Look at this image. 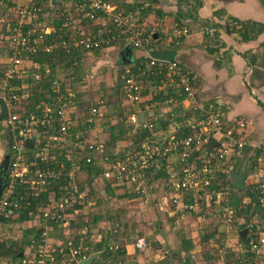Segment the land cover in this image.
<instances>
[{
	"label": "built area",
	"instance_id": "obj_1",
	"mask_svg": "<svg viewBox=\"0 0 264 264\" xmlns=\"http://www.w3.org/2000/svg\"><path fill=\"white\" fill-rule=\"evenodd\" d=\"M45 1L25 0L16 10L15 18L8 27L5 38L9 47L8 61L4 64L0 76V99H3L8 107V118L0 119V122L4 123L5 132L10 137L9 142H6V147H9L6 148V155H9L8 179L0 195V226L3 225V220L14 219L17 210L29 207L31 199H40L42 195L48 194V205L42 206L39 213L29 221H35L34 226L37 228L40 226L39 230L44 231V245L39 248L31 264H80L90 256L88 249L72 248L67 254L65 247L57 250L49 249L46 245L50 231L58 229L64 231L69 228L70 222L75 220L74 205L77 204L78 199L83 200L77 185L72 182L74 173L80 171L82 160L76 155L64 152V158L70 164V168L67 169L64 161L58 162L57 156L50 154L52 143L59 150L69 149L71 144L77 146L80 152L75 153L78 156H85L86 164L99 161L102 165L100 174L102 179L119 181L126 177L128 181L136 184L143 199L147 198L149 189L152 188L147 172L155 162H158L159 166L160 162L165 161L167 177L160 184L166 191L163 201L164 211L170 212L174 208L194 211L199 201L204 200L208 208L214 205L222 210L227 223H231L236 217V211L228 205L234 190L230 175L234 173V167L242 158L244 151L249 149L250 153H253L248 156L252 164L253 181L250 183L246 179L245 190L256 195L258 204L264 208V159L261 157L264 154V138L258 143L249 141L250 120L246 117H237L229 122L215 107L205 108L195 105L193 110L199 111L201 117L185 126L179 123L181 130L186 128V133L163 136L158 134L154 115L145 116L143 122L139 121V116L134 115L131 118L135 124L134 132L146 133L140 143V150L133 149L125 159L112 162L110 156L105 153L104 143L87 142L85 146L80 131L74 133V142L69 140V134L75 128L71 117L74 95L69 88L62 92L59 81L53 83L52 97L38 103L34 113L24 114L21 108L28 101L30 94L27 91L19 94L25 88L24 84L17 86L12 82L24 81L27 77L41 79V75L29 73V66L26 63L39 51L51 53L57 47L71 46L74 49L90 52L110 41H122L135 49L144 50L152 40V34L149 32L147 35L148 31L139 17L142 11L149 8L146 2L128 1V4H138L139 10L127 12L119 8L118 4L107 0H77L72 15L73 13L78 15L79 24L71 21L69 25L80 26L83 20H88L94 26L102 25L106 28L105 21H110L118 29L119 35L109 37L111 31L105 36L94 33L93 26L91 28L81 26L77 31L73 30L74 37L70 42L62 37L58 40L53 37L51 43H46L47 37H52L56 30L46 21ZM4 22L2 20V24ZM205 31L214 33L216 30L213 27H206ZM188 34L187 28H177L175 31L177 38ZM153 76L160 79L159 90L176 92L180 98H183L170 97L162 102L164 106L174 109L183 105L184 101L193 100L195 88L191 72L177 61L149 56L138 68L137 74L133 75L130 69H126L122 76L123 91L132 103L138 104L143 100L147 85L141 80ZM153 94L158 95L156 92ZM1 114L0 107V117ZM90 116L92 118L101 116V112L98 108H92ZM173 118L174 114L169 113L165 121L174 124ZM92 122L93 119L87 121L89 128ZM57 125V134L49 135L48 142L44 144L41 131L51 130ZM211 138L217 141V146L213 149L208 147ZM29 143H32L31 148L27 146ZM62 178H66L68 184H57ZM213 184L216 188L211 190ZM18 186L23 187V193L16 192ZM54 190L63 193L59 202L53 201ZM189 194L192 195V204L186 202ZM71 209L72 213L69 212ZM258 224L247 226L248 234L245 238L247 242L242 246L244 252L254 257L250 264H264V231Z\"/></svg>",
	"mask_w": 264,
	"mask_h": 264
},
{
	"label": "crops",
	"instance_id": "obj_2",
	"mask_svg": "<svg viewBox=\"0 0 264 264\" xmlns=\"http://www.w3.org/2000/svg\"><path fill=\"white\" fill-rule=\"evenodd\" d=\"M46 1V21L53 28H55L52 25L53 13L61 12L64 8L70 10L76 6L77 2V0H60L59 4L53 5L52 0ZM107 1L120 6L118 0ZM128 1L130 0H127V4ZM137 1L135 0V2ZM24 2L25 0H0V23L2 20L5 21L1 24L2 33L0 32V35L6 36L8 27L13 23L12 21L8 27L5 26L8 23L6 17L11 14L15 16L16 10ZM140 2H146L149 4V9H152V12L146 16L144 14L139 16L146 30L152 34L149 46L144 50H138L130 44L119 41L100 50L99 53L94 50L101 47L85 52L89 59L95 63L93 70H95L97 79L103 78L108 87L114 88L113 81L115 78L117 79L122 70H133L136 68V64L139 66L140 63H144V60L149 56L167 61H177L192 74L195 88L193 100L184 101L180 107L170 109V106H164L159 101L164 98H160L161 93H164L165 96L169 93L177 99L183 98H180L176 92L159 90V77L144 78L141 81L147 87L144 89L143 100L138 104H133L135 113L131 118L134 115L140 116L141 113H145L146 117L154 115L159 135L183 134L184 131L179 127V123L185 126L201 117L199 111L198 113L193 110L195 105L205 108L213 106L220 110L226 121L231 122L237 117L248 118L250 120L249 141L252 143L261 141L264 138V0H156V2H152L153 4L149 0H140ZM71 21L78 22L75 13L72 15V20H68L65 24V28L68 30L77 31V27H83V24L78 25L79 22L77 25H69ZM105 22H107L106 28H108V21ZM91 26L87 25L88 28ZM100 27L93 32L104 33L106 29L102 25ZM206 27H213L216 31L207 33ZM177 28H187L189 34L177 38L175 35ZM55 30L57 31L56 28ZM109 31L112 32V30L107 32ZM71 32L73 33V31ZM0 44L4 46V43ZM74 52L76 50H72L71 53ZM7 61L8 52L0 57L1 69H4V64ZM29 66H34L35 72L42 68L37 63L34 65L29 63ZM44 68L46 71L49 70L47 65ZM60 69H58L59 73L62 71ZM33 70L29 73H32ZM154 78L155 80H153ZM24 87H26L25 84ZM109 91H113L114 94L113 89ZM154 92L158 95L154 96ZM113 99L115 101L113 105H115L116 95ZM99 110L102 116L103 109L99 108ZM169 113L174 114V124L165 121V117ZM176 117L179 118L178 121L175 120ZM164 123L169 124L168 129L163 127ZM94 126H90L89 132L94 135L103 132L104 128L99 130L97 128L99 125H96V128L93 129ZM96 137L97 135L91 139L96 140ZM249 151V149L244 151L242 158L234 167L236 170L234 173L246 172L248 180L253 175L252 164L248 158L251 155ZM95 182L97 190L99 186L101 191L102 189L111 191V195L105 200L97 199V197L94 200V198L88 199L89 193L82 192V207L76 210L75 220L72 221L76 222L77 227L71 229L73 224L70 222L69 228L64 231L60 229L50 231L46 241L49 249L68 248L73 243L78 241L84 243L86 239H89L90 256L97 255L92 264H111V260L106 259L102 254L107 246L116 251L117 246L113 247V243L124 246L125 255L118 264H181V259L186 256L191 257V264L216 263V259H211L215 255L212 252L209 253V249L203 248L208 244L202 242V237L207 235V232L204 231L205 225L209 222L205 214L186 215V211L175 208L171 212L162 211L157 206L164 197H156L149 201L143 200V197L140 196L141 198L138 200L137 193H126L124 189H120L121 185H128L129 182L119 186L115 180L107 181L100 176L95 178ZM162 183L163 178L161 177L156 182L154 181L149 193H155V189ZM115 193L118 194L117 197H115ZM186 202L193 203L192 200L191 202L186 200ZM89 206L94 207L90 208ZM195 208L203 211L201 206ZM90 212H95L92 215V221L98 218L102 219L101 222L87 223L90 219L87 217ZM82 220H86L87 224H84ZM181 220L185 221L186 225L180 226ZM192 222L197 225H193ZM31 224L34 225L35 221L24 222L22 225L31 228ZM199 224H203V226ZM8 226L14 231L9 228L4 229L7 226L3 227L0 239L2 241L13 240L23 247L17 259H7L5 264H14L15 262H17L16 264L20 262L21 264H31L36 258V251L30 244L33 238L24 239V234H20L23 232L20 231L21 225H19L20 227ZM188 241L195 244V247L191 252L186 253L183 249L188 247ZM212 241L214 242V240L210 242ZM220 258L222 257L220 256Z\"/></svg>",
	"mask_w": 264,
	"mask_h": 264
},
{
	"label": "trees",
	"instance_id": "obj_3",
	"mask_svg": "<svg viewBox=\"0 0 264 264\" xmlns=\"http://www.w3.org/2000/svg\"><path fill=\"white\" fill-rule=\"evenodd\" d=\"M118 1H119L118 3L120 4L119 8H121V9L125 8L126 9L125 11H127V12L139 10V5L136 4V3L127 4L126 3L127 0H118ZM149 1L151 2V4H153L152 2H156V0H149ZM45 2H47V1H45ZM70 10H68V8L67 9L64 8L60 12V15L56 14V17L53 19L52 25L55 26L57 31L52 37L51 36L47 37L46 43H51V39L53 37L58 40L60 38V36H62V38L65 41L70 42L68 34H71L72 30H68V29L65 28V24L68 22V20H70L72 18V12H73L74 8H72ZM150 12H152V9L148 8V9L142 11L140 13V15L143 16V14H144V16H146ZM215 14H217V13H215ZM81 24H83L82 28H86L87 25H92L93 26L92 27L93 30H98V29L101 28L100 25H95L94 26L88 20H83ZM79 28H81V27H77L76 29H79ZM104 29H106V30L104 31V33L102 32L101 34H103L105 36L108 35L107 34L108 30H112V34L108 35L109 37L118 35V33H119L118 29L113 24H111L110 21H108V28H104ZM99 32H101V31H99ZM148 33H149V31L147 32V35H148ZM113 44H114V41H110L108 44H106V45L102 46L101 48L96 49L94 51L99 53V52H101L100 50H104V49L112 46ZM72 50H76V52L71 53ZM82 54H85V51L74 49L73 47L69 46L67 48L57 47V48L53 49V51L51 53H44L42 51H39L34 56L30 57V59L26 62L28 66H29V63H31L32 65L37 63L40 66H42V68L40 70H38L37 72H35V70H33L34 66L33 67L29 66V70L30 71L33 70L32 74L33 75L34 74L41 75V79L40 80H35L34 77H27V78L24 79V81H19V82L13 81L12 82L13 85H17V86H22L23 84L26 85V87L23 89V91H20V92L18 91L19 94H22L24 91H27L30 94L29 98H28V101H26L24 103V105H22V108H21L22 112L24 114L34 113L36 111V106L38 105V103H40L42 100H47L50 97H52L54 95V94H52L53 93V83H54V81H59L61 83L62 92L66 88H69V90L72 92V89H73V76H72V74L68 75L69 77H67V79L64 80L60 76H58L59 75V70L58 69H60V68H61L60 70L70 69L72 66L78 65L81 62V60H82ZM142 64L140 63L139 66H138V64H136V68L137 69L134 68L133 70H131V73L133 75L137 74L138 73L137 70H138L139 67L142 66ZM46 65L49 67L48 71H46V68H44V66H46ZM2 70L3 69H1V73H2ZM124 73H125V71L122 70L120 75H119L120 88L121 87L124 88V80L122 78ZM0 76H1V74H0ZM29 78H32V79H29ZM153 80H155V78ZM161 95L162 96H160V98L161 97H164V98L160 99L159 100L160 102H163L164 100L172 97V95H170L169 93L166 96L164 95V93L163 94L161 93ZM31 99H32V102H34V101L35 102L31 103ZM133 113H135V111ZM133 113H131V115L129 114L128 120L131 119V116L133 115ZM120 115L123 118L120 119V123H118L117 125L112 127V131L113 132L110 133L109 142H105L104 143V145H105V153L110 156V159H111L112 162H116V161H120V160L125 159L126 155L130 151H132V150H130V147L126 146L123 151H120L117 154L115 153L116 144L121 142V141L123 142L124 140H126V137L130 134V132H132V130L133 131L135 130L134 129L135 128V124L131 120H129L130 126H128L125 123V121H127L126 114L120 113ZM176 119H177V117L175 118V120ZM178 120H179V118L177 119V121ZM168 125L169 124L164 123L163 127L168 129ZM57 128H58V125H57V127L54 126V128L51 129V130L49 129L50 131L46 130V129L41 131V136H43L42 140H43L44 144L46 142H48L47 138L49 137V135H51V134L56 135L57 134V130H58ZM81 130L84 131L83 132V136H82V142H83V145L86 146V144L88 142V140H87L88 138L84 135V133L86 131L84 129H81ZM185 130L183 129L184 133L187 132ZM79 131H80V129H79V125H78L69 134V136H70L69 140L74 142L73 135H74L75 132H79ZM0 132H4L3 135H4V138L6 139L5 141L9 142V138L10 137L5 132V128H4V123L3 122H0ZM136 134H138V136H139L138 139L136 140V142H140L141 143L142 140L144 139V137L146 136V133L136 131ZM42 146H44V145H42ZM139 148H140V144L135 149L136 150H140ZM65 150L71 152V154L76 155L79 159L82 160L80 162V170H82L83 174H86L87 177H89V179H90L89 182H92L93 178H96V177L100 176V174L102 172V165L99 163L98 160H95V162H93L92 164H86L85 156H83V157H82V155L78 156L75 152H73V151H71V150H69L67 148L64 149V152H65ZM50 154H55L57 156L58 162L64 161V163L66 165V168L67 169L70 168V164L65 160V158H64L65 156L63 155V153L57 147L51 149ZM154 164H153L151 169L146 174L151 185H153L154 181L156 182L160 177L163 178V179H166V177H167L165 161L160 162L159 166H158V162H155ZM1 165L2 164H0V168H1ZM234 171L236 172V170H233V172ZM7 173H9V168L7 169ZM241 174H243L246 177V179L248 178V174L246 172H242ZM60 181H61L60 184H63V185L68 184V180L66 178H62ZM126 181H128V179L126 177H123L119 181H115V183H121V182L124 183ZM231 184H232V182H231ZM213 185L214 186H212L211 190L213 188H216L215 184H213ZM54 187H56L55 184H54ZM232 187H233V184H232ZM233 189H234V187H233ZM16 192H18L19 194L23 193L24 192L23 187L18 186ZM54 192H55V195H54L53 201L54 202H59V200L63 197V193L58 191V190H54ZM79 192L81 194H82V192H84L83 187H81ZM233 193H234V195L232 196V198L229 201L228 205L231 208H233L236 211V213H238L237 215H239V219L243 218V217H245L247 219H251V218H254L255 216H258L259 220H263L264 221V213H263V211H260V209L259 210L258 209L251 210V207L256 208L257 207L256 205L258 204L257 199L255 198V196L253 194L247 193L246 198H248L251 202H250V204L248 206L247 205L243 206V207L246 208V209L243 210V208L241 207V205L243 204L242 198L239 197L234 190H233ZM137 195L139 196V194H137ZM186 200H190V202L192 200V202H193L192 195L191 194L187 195ZM30 201H31V205L29 207L21 209V210H17L15 212V216L16 217L14 219L3 220V224H8L10 222L23 224L24 222H29L30 220H32V217H34L35 214L39 213V209L42 206L48 205V202H49L48 201V194L42 195L40 199L33 198ZM199 202L200 203L198 204V206H201V208L203 210L202 212H205L206 211L205 209H207L206 202L204 200H200ZM81 203H82V200L78 199L77 204L75 205V209L76 210L78 208L82 207ZM240 208H242V209H240ZM248 209H250V210H248ZM69 212L72 213L73 210L71 209V210H69ZM185 214L186 215H189V214H192V215L194 214L195 215L196 213L194 211H188V212L186 211ZM248 214L250 216H248ZM101 220L102 219H98L97 218V219H95L92 222L94 224H97V223L101 222ZM207 220L209 222L207 223V225L204 228L205 229L204 231L207 232V235L202 237V242L203 243H209L211 240H214V242L219 243V239L217 240V236L218 235H216L217 233H216V229H215V228L218 227L219 224H217V221L213 217L208 216V215H207ZM87 223H84V224H87ZM76 225L73 224L71 228H76L77 227ZM259 225L262 226L261 230L264 231V225H262L261 223H259L258 226ZM246 227H247L246 225L240 226L239 227L240 231L246 229ZM43 234H44V231L39 230L35 226H31V228H29V230L25 231V239L27 237L33 238L31 240L30 244L34 248V250L36 251V256H37L39 248L44 245ZM88 241H90V240L86 239L84 243H82L80 241H78L77 243H73L71 246H69L65 250V253L68 254L70 252V249L73 248V249H80V250H84V249L87 250L88 249L87 252H88V254H90L91 251L89 249L91 248L90 247L91 244ZM246 242H247V240H244L245 244H246ZM224 244L225 243L223 241V242H221V245H220V247H222L223 250H225L224 249ZM114 246L115 247L117 246L116 251L114 249H111L110 246H107V248H105L102 256L105 257L108 260H111L110 261V262H112L111 264H118V262H120L122 257L125 255L124 246H120V245L118 246V245L113 243V247ZM22 247H23L22 245L16 243L13 240L2 241L0 239V260H2V261L5 260L4 262H6L7 259H11V260L17 259L19 257L18 255L22 251ZM194 247H195V244H193L192 242L188 241V247L187 246L184 247L183 250L186 253H189V252H191V250ZM110 249L114 250V251H111ZM92 252H95V251L92 250ZM233 252L232 251L230 252L229 249L226 250V254H228V256L226 258H224V264H230L228 258L236 255ZM242 255H239V257L236 258V264H241V260H243V259H244L245 264H250V262L253 261L254 257L251 254H249L247 252H244L242 250ZM211 259H213V260L216 259V263L215 264H218L219 259H217V257H213L212 256ZM181 260H182L181 264H191V262H192V259H191L190 256H186V257L182 258ZM238 260H240V261H238ZM16 261H22V260H16ZM19 264H21V262Z\"/></svg>",
	"mask_w": 264,
	"mask_h": 264
},
{
	"label": "rangeland",
	"instance_id": "obj_4",
	"mask_svg": "<svg viewBox=\"0 0 264 264\" xmlns=\"http://www.w3.org/2000/svg\"><path fill=\"white\" fill-rule=\"evenodd\" d=\"M56 14L60 15V12L59 11L54 12L53 13V19L56 17ZM76 17H78V15ZM6 18H7L6 20L8 23L5 26L8 27V24L12 23V21H13L12 19H14L15 16H12V14H11V16H8ZM1 24L2 23H0V25ZM1 29H2V25L0 27V32L2 33ZM66 29H68V28H66ZM68 36H69V40H70L74 37V33L72 34V32H71V34H68ZM4 37H6V36L0 35V43L1 42L4 43V46H2L0 44V57L4 56L6 54V52H8V50H9L8 45L5 44V38ZM93 65H95V63H93V61L91 59H89V57L87 56V53H85V54H82V60L78 65H74L70 69H63L59 73L58 76H60L64 80L67 79V77H69L68 75H70V74H72V76H73L72 94L74 95V98H73V104L71 107V108H73V110L71 111V113H72L71 117H72V121L74 123V127L79 125L81 137L83 136V132H84L81 129H84L86 131L84 133V135L88 138L87 139L88 142H95V141L99 142V141H101L102 143L103 142L105 143V142H109L110 133L113 132L112 127L117 125L118 123H120V119L123 118V117H121L120 113L126 114L127 121H125V123L128 126H130V122H129L128 118H129V114L131 115V113L134 112L133 104H135V103H132L127 98V96L125 95V93L123 91V87L120 88L119 75L117 76V79L115 78V80L113 81L114 88H111V86L108 87L107 82L103 78L99 77L97 79V77L95 75V70H93ZM1 68H2V64L0 65V74H1ZM110 89L114 90V94H113V91L112 92L109 91ZM115 95L117 97V100H116V104L113 105V103L115 102L113 97ZM34 102H32V99H31V103H34ZM97 107H98V109L99 108L103 109V114H102V116H97V117L92 118L90 116V111L92 108H97ZM89 119H93V122L91 123L92 126L95 125L93 129L96 128V125L97 126L99 125V127H97V128H99V130L104 128L102 133L99 132L100 134L99 133L96 134L97 135L96 140L91 139V138H94L96 135L89 132V130H91V128L88 127L89 123H87V121ZM3 134H4V132H0V164H2L4 157L7 153V150H6L7 144L5 141L6 139L4 138ZM138 137H139L138 134H136V132H134L132 130V132H130V134L126 137V140H124L123 142L121 141V142L116 144L115 153L117 154L120 151H123L126 146L130 147V150L135 149L140 144V142H136ZM53 148H55V145L52 143L50 146V149H53ZM60 151L62 153H64V150H60ZM65 152H66V150H65ZM67 153L71 154V152H69V151H67ZM251 154H253V153H251ZM252 157H253V155H252ZM261 157H262V159H264V154H262ZM259 169L260 168H258V170ZM74 174H75L74 181L72 180V182H74L77 185L79 190L81 189V187H83L84 192L89 193L88 199L94 198V200H96L95 198L97 197V199L105 200V198L110 196L109 191H106L103 189L101 191L99 189V186H98V190H97L95 178L92 177L93 178L92 182H89L90 181L89 177H87L86 174H83L82 170L75 172ZM249 181L251 183L253 181V179H250ZM60 182H58L57 184H59ZM128 182L130 183L128 185H125L122 182L117 183V184H119V186L121 184H123L120 186V189H122V190L124 189L126 191V193L131 192V193L139 194V196L136 194L137 199L139 200V198H141L140 197L141 194H140V191L136 188V184L131 183L132 181L131 182L126 181L124 183H128ZM93 184L96 186H94ZM59 185H63V184H59ZM125 191H124V193H125ZM165 192L166 191L163 189L162 185H159L155 189V193L150 194L148 192L146 199L151 201V200L155 199L156 197L162 198V197H164ZM236 194L242 198L243 204L241 205V207L243 208V210L246 209L243 206H245V205L248 206L250 203V200L248 198H246L247 191L244 190L242 193H236ZM233 195H234V193H233ZM117 196H118V194L115 193V197H117ZM254 196L257 199V196L256 195H254ZM163 201H164V198L162 199L161 203L157 206V208L159 207V209L162 211H164V209H163V207H164L163 203L164 202ZM245 203H247V204H245ZM75 205H76V203H75ZM256 206H257L256 208L251 207V210H255V209L259 210L260 209V211H263V213H264V208H261L259 204H257ZM89 207L91 208L94 206H89ZM152 208L154 209V207H152ZM114 209H116V208H114ZM205 210H206L205 213H203L201 210H198V208H195V210H194L196 213L195 215L200 216L202 214H205L206 216L208 215V216L213 217L217 221V224H219V225L215 229H216V233H217L216 235H218L217 239H219V243L212 241V242H209L207 245H205L203 248L209 249V253L212 252L215 255V257H217V259H219L218 264H224V258H226L228 256V254H226L227 249H229L230 252L234 251L233 253H235L236 255L229 257L228 259H229L230 264H236V258H238L239 255H242V246L241 245L243 243L242 239L240 237V228L239 227L244 226V225L248 226L251 224L256 225V223H261L262 225H264V221L259 220L258 216H255L254 218H251V219H247L245 217L239 219V215H237L238 213H236L235 219L231 223H227L226 217L224 216V212L222 210L218 209L216 206L212 205L210 208L207 207V209H205ZM248 210H250V209H248ZM168 211H170V209H168ZM94 213L95 212H90L89 216H87L88 218H90L88 220L89 224H91V222H92V219H93L92 215H94ZM248 216H250V215L248 214ZM187 217H189V216H187ZM201 219L198 221L199 223L201 222ZM82 221H83V223H86V220H82ZM72 224L76 225V222H72ZM183 224H185V221L183 222V220H181L180 226H182ZM188 224L190 225L189 222H188ZM8 225L16 226V227H20L19 225H21L20 231H23V232L22 233L20 232V234H22V235L24 234V236H25V231H27L26 229H29V226H24V225L19 224V223L10 222L8 224L1 225L0 226V232L2 231V228L5 226H7V227H5L4 229L9 228L11 231H14L13 228H10V226H8ZM193 225H197V223L194 222ZM199 225L203 226V224H199ZM31 226H34V225L31 224ZM26 227H28V228H26ZM260 227H262V226L260 225ZM38 229H40V226ZM71 229H74V228H71ZM24 239H25V237H24ZM223 241L225 243L224 244L225 250H223L222 247H220L221 242H223ZM219 256H221L222 258H220ZM199 259H200V257H199ZM238 261H240V260H238ZM5 263L6 262L0 260V264H5ZM16 263L17 262H15L14 264H16ZM241 264H245L244 259L241 260Z\"/></svg>",
	"mask_w": 264,
	"mask_h": 264
},
{
	"label": "water",
	"instance_id": "obj_5",
	"mask_svg": "<svg viewBox=\"0 0 264 264\" xmlns=\"http://www.w3.org/2000/svg\"><path fill=\"white\" fill-rule=\"evenodd\" d=\"M59 2H60V0H52L51 1V3L53 5L59 4ZM0 107L2 109V114H1L0 119L6 120L8 118V107H7V105L3 99H0ZM144 118H145V113H141L139 116V121L143 122ZM27 146L29 148H31L32 143H29ZM216 146H217V141L214 138H211L209 143H208V147L210 149H213ZM69 149L74 151V152H80L78 147L73 145V144H71L69 146ZM8 166H9V155L7 154V155H5L4 160L2 162V165H1V168H0V174L2 173L4 175L3 176L4 181H3L1 188H0V195H1L2 191L4 190V188L6 187V182L8 179V173H7ZM230 178H231V181H232V184L234 187V191L236 193H242L245 190L246 177L242 174H239V173H232L230 175ZM247 234H248V229H244L240 232V237H241L243 243H244V240H245ZM96 257H97V255L94 254V255L90 256L87 260L83 261L81 264H92L93 261L96 259Z\"/></svg>",
	"mask_w": 264,
	"mask_h": 264
},
{
	"label": "flooded vegetation",
	"instance_id": "obj_6",
	"mask_svg": "<svg viewBox=\"0 0 264 264\" xmlns=\"http://www.w3.org/2000/svg\"><path fill=\"white\" fill-rule=\"evenodd\" d=\"M3 174L1 173L0 174V188H1V185H2V183H3V181H4V179H3ZM7 183V182H6Z\"/></svg>",
	"mask_w": 264,
	"mask_h": 264
}]
</instances>
